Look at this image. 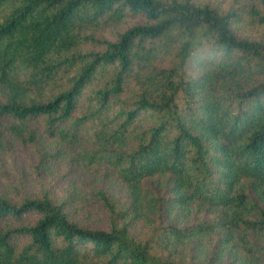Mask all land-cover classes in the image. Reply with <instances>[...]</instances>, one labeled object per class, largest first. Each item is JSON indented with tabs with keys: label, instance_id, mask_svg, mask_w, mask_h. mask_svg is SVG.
Returning <instances> with one entry per match:
<instances>
[{
	"label": "trees",
	"instance_id": "obj_1",
	"mask_svg": "<svg viewBox=\"0 0 264 264\" xmlns=\"http://www.w3.org/2000/svg\"><path fill=\"white\" fill-rule=\"evenodd\" d=\"M0 264H264V0H0Z\"/></svg>",
	"mask_w": 264,
	"mask_h": 264
}]
</instances>
